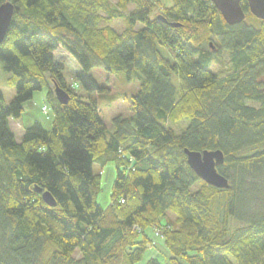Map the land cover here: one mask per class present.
<instances>
[{"label": "trees", "instance_id": "1", "mask_svg": "<svg viewBox=\"0 0 264 264\" xmlns=\"http://www.w3.org/2000/svg\"><path fill=\"white\" fill-rule=\"evenodd\" d=\"M7 2L0 63L15 96L5 105L0 91V264H264V20L247 2L234 26L208 0ZM59 50L88 92L100 90L92 72L138 81L133 116H114L108 131L65 81ZM224 55L231 71L218 75ZM44 88L52 128L36 122L17 141L9 120ZM185 149L220 151L229 188L202 182ZM108 164L103 207L93 168ZM160 245L165 263L150 256Z\"/></svg>", "mask_w": 264, "mask_h": 264}, {"label": "rangeland", "instance_id": "2", "mask_svg": "<svg viewBox=\"0 0 264 264\" xmlns=\"http://www.w3.org/2000/svg\"><path fill=\"white\" fill-rule=\"evenodd\" d=\"M111 5H115L117 0H109ZM156 1V0H154ZM162 1V0H161ZM157 6L156 10L157 11ZM129 10H132L133 7L129 6ZM166 57H169L170 54L167 51H164ZM56 59L63 60L61 63L64 65L65 69L63 76L65 81L72 86L75 92L82 97L83 101L90 102L94 101L100 112V117L105 124L108 131H111V119L114 116L120 115L122 117H132L133 112L131 110V100L133 95L136 94L139 84L136 80H127L125 75H120L115 81L114 84H109L104 81L101 75L97 72H92V76L96 80L98 86L100 87L99 91H86L80 82L77 80L76 75L79 72L80 68L77 63L73 60L72 57L64 53L63 51H58L56 54ZM217 65H214L211 69L214 73L218 75L227 74L231 71V63L228 56L224 55L221 57ZM9 74L5 73L3 70V64L0 63V91L3 96L5 105H8L15 96L14 88L6 84V80ZM52 87V85H51ZM54 90V89H53ZM47 89L44 88L41 91H37L33 94L31 100L27 101L23 105V113L19 120H13L11 128L17 139L20 138V132L17 128L19 125H22L24 129L31 127L34 123H39L45 130H50L52 128L53 114L50 109V105L46 100ZM47 106L49 108L48 117L43 113L42 107ZM188 121H183L181 123H176L173 126L174 130L180 133L184 127H186ZM95 173H100L102 177V190L98 195V203L105 207L109 202V192L111 183L114 179V167L112 164H108L103 169L94 165L93 168ZM199 186H196L198 189ZM162 253H165V250L162 246H158V250H152L150 256L160 259L162 263H165V259L162 257ZM75 258L79 257V254L74 255Z\"/></svg>", "mask_w": 264, "mask_h": 264}, {"label": "water", "instance_id": "3", "mask_svg": "<svg viewBox=\"0 0 264 264\" xmlns=\"http://www.w3.org/2000/svg\"><path fill=\"white\" fill-rule=\"evenodd\" d=\"M219 12L224 22L229 26L242 23L245 19V12L242 9L241 2L243 0H208ZM248 5L249 12L256 19L264 20V0H245ZM14 15V6L10 3H4L0 6V45L4 41L9 26ZM172 27L178 25L170 24ZM54 95L61 105H66L69 101L68 95L54 87ZM186 163L194 174L206 185L226 190L229 188L228 181L218 173L217 166L224 162L223 154L220 151H204L193 152L184 150ZM37 192H41L37 190ZM43 201L49 207L55 206V201L49 193L42 194Z\"/></svg>", "mask_w": 264, "mask_h": 264}, {"label": "crops", "instance_id": "4", "mask_svg": "<svg viewBox=\"0 0 264 264\" xmlns=\"http://www.w3.org/2000/svg\"><path fill=\"white\" fill-rule=\"evenodd\" d=\"M60 51V50H59ZM62 51V50H61ZM65 53V52H64ZM67 54V53H66ZM68 55V54H67ZM19 120V119H18ZM12 123H17L18 124V122H13V120L12 119H10L9 120V127H10V130L13 132V130H12V128H11V125H12ZM18 129V131L20 132V138H21V136H22V134H23V130H24V127L22 126V125H19V128H17ZM13 134L15 135V132H13ZM15 138H16V140L17 141H19L20 140V138L19 139H17V137H16V135H15Z\"/></svg>", "mask_w": 264, "mask_h": 264}, {"label": "built area", "instance_id": "5", "mask_svg": "<svg viewBox=\"0 0 264 264\" xmlns=\"http://www.w3.org/2000/svg\"><path fill=\"white\" fill-rule=\"evenodd\" d=\"M42 111L46 116H48L49 109L46 106L42 107Z\"/></svg>", "mask_w": 264, "mask_h": 264}]
</instances>
